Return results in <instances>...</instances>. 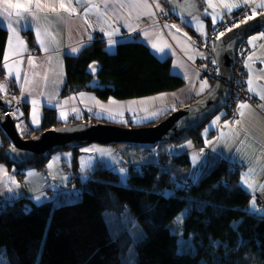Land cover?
Wrapping results in <instances>:
<instances>
[{
  "label": "trees",
  "instance_id": "16d2710c",
  "mask_svg": "<svg viewBox=\"0 0 264 264\" xmlns=\"http://www.w3.org/2000/svg\"><path fill=\"white\" fill-rule=\"evenodd\" d=\"M169 11L173 18L193 28L188 18ZM7 38V29L0 26V67ZM171 64L170 59L158 58L140 41H119L110 50L108 42L97 36L79 53L66 56L61 94L90 92L102 100H129L173 92L186 81L172 73ZM227 106L224 117L228 116ZM70 124L57 120L56 107H46L34 136ZM206 124L188 133L196 145ZM0 136V164L16 167L19 172L28 168L45 172L56 152L16 166L9 159L13 145L9 149L4 145L11 142L1 128ZM181 141L184 139L180 137L174 144ZM183 149L189 150V145L166 155L168 165L159 161L142 165L144 169L129 166L127 185L120 184L122 173L117 168L101 165L91 169V178L72 202L36 204L30 198L0 202V262L264 264V214L251 209V195L240 182L244 166L219 161L208 171L197 169L192 177L181 173H190L196 163L190 154H179ZM73 151L76 167L82 151ZM127 212L133 213L142 231L139 237L126 224L131 218ZM182 213L183 237L189 239L190 252L182 248L178 235L169 228Z\"/></svg>",
  "mask_w": 264,
  "mask_h": 264
},
{
  "label": "crops",
  "instance_id": "0c3cea01",
  "mask_svg": "<svg viewBox=\"0 0 264 264\" xmlns=\"http://www.w3.org/2000/svg\"><path fill=\"white\" fill-rule=\"evenodd\" d=\"M195 1L198 13L190 17L186 16V18L193 24L192 30L201 35L206 34L210 30V26L219 23L227 15L240 9L252 8L255 11V17L264 13V9L256 7V5L264 3V0H248L247 3L245 0ZM11 2L28 3V0H11ZM58 2L59 0H41V3H56L57 7ZM63 2L68 4L69 0H63ZM155 2L159 3V8L155 6L154 0H147V3L153 6L151 9H145L143 7H119L120 3L128 5L143 3V0H87L89 4L94 3L100 6L99 13L93 10L89 14L88 23L84 22V9L82 8H77L76 13L71 16L58 8L63 19H57L56 15L48 9L43 12L37 11L36 15L39 19L31 20L30 24L24 20L16 23L18 18L14 13L17 10L8 9L13 13L11 18L15 27V31H13L8 27L9 21L4 18L5 5L3 0H0V26L8 31L4 60L0 67V95L6 96L10 91H15L16 98L26 106V123L35 128L41 124L46 107H56L57 120L62 123L99 121V123L105 122L104 124L125 127L127 125L124 124L128 122L136 124L155 120L156 116L162 117L175 104L190 100L199 93L205 94L210 90L211 84L201 77L203 66L198 64L200 54L192 37L194 32L173 18L167 3L163 0H155ZM71 3L75 6L76 0H71ZM105 4L108 7H105ZM210 4L213 6L210 7ZM225 4H239L240 7H234L229 12L225 8ZM148 11L154 13V16L144 15ZM177 14L181 16L179 13ZM164 15L165 18L162 20ZM252 16L253 12L249 17ZM126 25H131L134 30H130ZM38 28L40 29L39 38L37 37ZM101 28L105 32L118 29L116 34L111 37L116 43L124 40L140 41L149 46L159 58L170 59L172 72L184 78L186 84L181 89L167 92L163 96L160 94L129 100L114 98L102 100L90 92L62 96V89L66 81V56L79 53L97 36L108 42L109 37L100 30ZM45 29L50 34H46ZM90 36L91 39H89ZM31 38H33V43ZM246 41L251 47V51L245 59V69L249 73L247 84L249 89L251 80V86L254 89L253 92L248 91L257 98V104L248 103L249 107L245 109L239 107L243 115L234 125H230L223 118L213 121L207 132L202 131L199 145L195 144L191 135L185 134L184 141L177 142V145L172 146L170 151L164 149L163 155L166 156L173 150L186 148L189 145V150H179V154L188 153L192 160H194L192 151H195L199 156V161L194 160L196 163L193 171H189L190 173L187 170L181 172L186 175L192 174V177H195L197 169L207 170L208 167L215 166L219 161L243 165L240 182L251 195V209L264 214V206H262L264 205V188L261 187L264 186V100H261L256 94L264 92V34L261 32L260 38L254 39L253 42ZM41 42L44 47L41 46ZM115 44L111 47L112 49ZM73 48L78 51L73 52ZM6 55L7 60H5ZM5 64L8 67H5ZM205 82L206 86L201 90V86ZM34 109L36 123L33 122ZM22 117V113L17 112L10 118L18 123ZM23 131L24 129L20 128L21 134ZM211 132L213 133L211 134ZM74 158L73 150L58 151L51 156L46 172H40L35 168L19 172L16 167L0 164V202H13L21 198H30L36 204L50 201L62 204L74 201L80 196V191L76 186H71L69 188L76 189V192L68 193L67 185H69L72 176L75 175L77 179L85 181L89 177L91 169L96 168L83 166L81 158L80 162L78 160V167H74ZM105 163L100 162L99 166L107 167ZM75 169H78L77 174ZM29 173L33 175H29ZM246 173L248 174L247 184L244 183ZM21 175L22 177H20ZM249 184L251 187L248 186ZM258 198L262 203H259ZM253 201H255V208H253Z\"/></svg>",
  "mask_w": 264,
  "mask_h": 264
},
{
  "label": "water",
  "instance_id": "95a60500",
  "mask_svg": "<svg viewBox=\"0 0 264 264\" xmlns=\"http://www.w3.org/2000/svg\"><path fill=\"white\" fill-rule=\"evenodd\" d=\"M167 4L170 9L175 8V11L184 17L198 13L195 0H171ZM263 31L264 13L217 39L214 58L218 71L214 78L216 80L214 86L200 99L154 127L126 128L114 124L77 122L46 131L33 139H24L18 132L15 121L3 116L8 112V106L4 97L0 95V128L13 145L9 152L10 162L21 166L30 163L39 155L46 156L52 151L80 149L91 143L153 145L158 142H171L178 140L183 134L202 128L221 109H224L230 100L232 69L236 62L238 49L247 42L249 36ZM95 67L97 66L91 69Z\"/></svg>",
  "mask_w": 264,
  "mask_h": 264
},
{
  "label": "rangeland",
  "instance_id": "374dc122",
  "mask_svg": "<svg viewBox=\"0 0 264 264\" xmlns=\"http://www.w3.org/2000/svg\"><path fill=\"white\" fill-rule=\"evenodd\" d=\"M195 7L197 9V4L195 5ZM246 9L247 8H245V9L243 8V9H240V10L234 12V13H239L240 14L238 16L237 26L247 22L252 17H255L256 14L253 15L251 18H249V16H246V14H245V10ZM176 13H178V12L176 11ZM233 28H235V27H233ZM233 28H231V29H233ZM190 31H193L192 28H190ZM200 35L201 34L199 32L198 33L194 32L192 37L193 38H197V37H200ZM260 35H261V32L254 33L251 36H249L247 38V40L253 42L254 39H256L258 37L260 38ZM196 47H197V50H198V52L200 54V57H199V60H198V64H199V62L201 64H205L204 60H203V57H202V54H203L202 48L200 46H198V44H196ZM110 50H114V49L111 48ZM214 52H215V50H214ZM214 65L216 66V63ZM201 66H203V65H201ZM216 70L217 69L215 67H212L211 69L206 71V69L204 67H202V72L203 73L201 74V77H202L203 80H207V82H209L211 84L210 89L212 88V86H214V83L216 82V80L214 79V77L216 75H214L213 77H209V74L212 73L213 71H216ZM233 74H235V67L232 69V84H233V80H234V77H233L234 75ZM247 83H248V81L246 82V84H244V90H242L243 93H245L246 95H248V92H249ZM161 94H162L161 96H163L165 93H161ZM205 94L199 93V94L195 95V97H193L190 100H186L184 102L175 104L173 107L169 108L162 117L156 116L155 120L148 121V122L146 121V122H143V123H136V124H133V123L130 124V122H128L127 124H124V125H127V126H125L126 128L154 127V126H157L161 122L166 120L169 116H171L172 114L176 113L177 111H179L181 109H184V108L188 107L189 105H191L192 103H194L195 101L200 99ZM158 95H160V94H158ZM246 103L250 104V102H246ZM225 114H226V110L225 109H221L214 117H212L208 121V123L206 124L205 128L203 129V131L207 132L210 129L213 121H215L217 119V117H219V118L224 117ZM21 119L25 120V129L22 132V134H21L20 130H18V132L20 133L21 137L24 138V139H33V138H35V136H34V134L36 133V131L34 130L35 128L30 127L29 124L26 123L27 121H26L25 116H24V118H21ZM223 119H226L228 121L227 116L224 117ZM228 123H229V121H228ZM92 124H94V123H92ZM128 124H130V125H128ZM230 125H233V124H230ZM120 126H123V125H120ZM212 133L213 132H211V134ZM214 133H215V130H214ZM184 136H185V134H183L181 136V139H183ZM2 142L3 141L1 140V136H0V148H2L1 147L2 146ZM170 143H172V144H170ZM4 145H6V147H8V149L11 148V146H12V144L9 143L8 141L6 143H4ZM172 146H176L174 144V141H171V142H158V143L153 144V145H151V144H145V145L124 144V143L105 144L104 145V144H99V143H91V144L83 146L81 148V149H83V151H82L83 153L81 154L80 158H81L82 165L87 167V168H89V167H92V168L96 167L97 168L100 165V162L104 164L105 161H106L105 164H106L107 167H111V166L115 167L122 173V177H121L122 179H120V184L127 185L128 184V179H127L126 175H127L128 168L130 169L129 166L134 165V166L142 167L144 169L145 166H142L143 165L142 162H145L146 164H152L156 160H158L157 162L161 161V163L166 162V165H168L170 163V160L167 158V156L163 155V152H164V149H167V150L170 151ZM6 147H4V148H6ZM133 147H140V148L138 149V148H133ZM86 149L88 151H86ZM57 152L58 151L54 152V154H56ZM191 154H192L193 157H195L194 160L199 161V156L197 155V153L195 151H192ZM80 158H79V162H80ZM78 164H77L76 167H78ZM47 168H48V166H47ZM47 168H46V171H47ZM210 168L211 167H208L207 171ZM74 171L77 174L78 169H75ZM91 175H92V173L89 174V177L87 178V180L91 178ZM20 177H22V175ZM87 180H85V181L79 180V179H77L75 177V175H73L72 179L69 182L70 186L67 185L68 193L76 192V189L69 188L71 186H76L77 190L82 191L84 183ZM36 183L39 184V182H36ZM259 203H262V202H259ZM262 206H264V205H262ZM258 210H260V209H258ZM127 216H131V218L130 217L127 218V222H129V223H126L127 226L130 229H132L131 231H133V234L136 237H139L142 234V231L140 230L138 223H136L133 220V218H134L133 213L132 212H127ZM183 220H184V213L180 214L174 221H172V223L169 224V228L171 229V231L173 233L178 235L179 243L181 244L182 248L183 249H187V248H189L188 247L189 239H186V238L183 237V231H184V229H183V225H184ZM187 251L190 252V248L187 249ZM131 261H133V260L131 259ZM131 264H134V263H131ZM249 264H251V263H249ZM252 264H253V262H252Z\"/></svg>",
  "mask_w": 264,
  "mask_h": 264
},
{
  "label": "built area",
  "instance_id": "2783aa9c",
  "mask_svg": "<svg viewBox=\"0 0 264 264\" xmlns=\"http://www.w3.org/2000/svg\"><path fill=\"white\" fill-rule=\"evenodd\" d=\"M253 12L252 8H247L245 10L246 16H251ZM240 14H230L227 15L223 20H221L219 23L212 26V28L205 34L200 35V37L194 38V41L198 46H200L203 50V60L205 64H200L205 67L206 71L211 69L212 67H215L217 70L213 71L209 74V77H213L216 75L218 68L214 64L216 63L214 58V50H215V44L216 40L222 37L225 33L230 31L231 28L235 27L238 23V16ZM162 20H164V16L162 17ZM232 30V29H231ZM264 34V31L262 32ZM251 51V47L247 44V42L243 43L240 49H238V53L236 55V62H235V74L233 84L231 87V95L230 100L228 101V116L227 119L230 124H235L240 118V110H239V104L250 102L252 105L257 104V99L254 98L250 93L248 92V95L243 93L242 90H244V84L249 79V74L245 69V59L248 56V54ZM210 61V62H209ZM215 61V62H214ZM233 67V68H234ZM215 78V77H214ZM15 91H10L8 95L4 96V99L7 102L8 106V112L3 114L5 117H13V115L17 112H21L23 117L25 116V107L23 103L16 98ZM17 130H20V128L25 129V120L21 119L18 123H15ZM258 200L261 202V199L258 198Z\"/></svg>",
  "mask_w": 264,
  "mask_h": 264
},
{
  "label": "snow or ice",
  "instance_id": "6c2138e0",
  "mask_svg": "<svg viewBox=\"0 0 264 264\" xmlns=\"http://www.w3.org/2000/svg\"><path fill=\"white\" fill-rule=\"evenodd\" d=\"M248 0H245V3H247ZM3 3L5 5L4 8V12H5V16L4 18L7 19L9 21L8 23V27L10 29H12L13 31H15V27L14 24L12 22V16L13 13L8 11V9H16L17 11L14 13V15L18 18L16 23H19L20 20H24L27 21L30 24L31 20H38L39 17L36 15V12H43L45 9H48L52 14L56 15L57 19H63V17L59 14L58 12V8L64 10L69 16H71L72 14L76 13L77 8H82L84 9V22L88 23V16L89 14L95 10L97 13L100 12V6L98 4H89L87 3V0H76L75 6L72 5L71 0H69L68 4H65L63 2V0H59L58 2V7L56 3H41V0H28V3H12L11 0H3ZM155 6L157 8L160 7L159 3H156L154 0ZM152 4L147 3V0H143V3H133V4H128L125 5L123 3L119 4L120 8H124V7H131V8H139V7H143L145 9H151L152 8ZM210 7H212L213 5H209ZM105 7H108L107 4H105ZM113 7H116V5H113ZM234 7H240L239 4H225V8L230 12L232 10V8ZM257 8H261L264 9V3H260L258 5H256ZM161 11H163V9H160ZM175 10V8L173 9ZM144 15L146 16H154V13H152L151 11H148L146 13H144ZM253 15H255V11H253ZM45 18L47 19V15L45 16ZM138 19L140 18L139 16L137 17ZM251 18V17H249ZM215 19V18H213ZM105 23H107V20H105ZM89 26L91 27V24H89ZM127 27H129L130 30H134L132 29L131 25H126ZM165 27H167V25H165ZM174 27V26H173ZM102 32H105V30L103 28L100 29ZM118 31V29H113V31L111 32H105V35H107L109 37L108 40V44L109 47L111 48L116 41L112 40L111 37L116 34V32ZM177 31H179V29H177ZM45 33L46 34H50L48 33L47 29H45ZM145 36H147V33H145ZM37 37H40V29H37ZM89 39H91V36L89 37ZM41 46L44 47L43 42H41ZM155 47V45H153ZM45 51H47V48H45ZM73 52L78 51V49L73 48L72 49ZM8 57L7 55L5 56V60H7ZM5 67H8L7 64H5ZM95 69H93L94 71ZM252 82L251 80L249 81V91L253 92L254 89L252 88ZM206 86V82L204 85L201 86V90H203V87ZM257 95H259L261 100H264V92L261 93H256ZM33 104H35V101H33ZM240 109H245L248 108L249 105L248 104H241ZM34 111V119L33 122L36 123V119H35V109ZM240 115H243V112L241 111ZM219 120V117H217V121ZM215 123V122H214ZM86 151H88L86 149ZM99 151V150H98ZM193 159H195V157H193ZM51 167V165H50ZM251 171V170H250ZM29 175H33L32 173H29ZM247 176L248 174H245V180L244 183H248L247 181ZM249 187H251V184L248 185ZM262 188H264V186H261ZM37 199L39 200V197H37ZM253 208H255V201H253ZM0 264H2V262H0Z\"/></svg>",
  "mask_w": 264,
  "mask_h": 264
},
{
  "label": "bare ground",
  "instance_id": "6f19581e",
  "mask_svg": "<svg viewBox=\"0 0 264 264\" xmlns=\"http://www.w3.org/2000/svg\"><path fill=\"white\" fill-rule=\"evenodd\" d=\"M215 84V83H214ZM186 134H188V133H186Z\"/></svg>",
  "mask_w": 264,
  "mask_h": 264
}]
</instances>
